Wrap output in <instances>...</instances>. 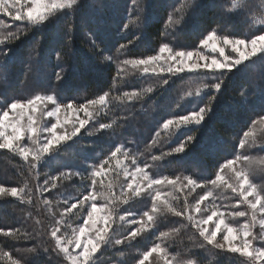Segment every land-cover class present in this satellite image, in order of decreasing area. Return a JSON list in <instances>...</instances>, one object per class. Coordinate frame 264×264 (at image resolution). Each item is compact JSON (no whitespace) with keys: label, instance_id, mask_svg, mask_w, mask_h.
I'll return each instance as SVG.
<instances>
[{"label":"trees","instance_id":"obj_1","mask_svg":"<svg viewBox=\"0 0 264 264\" xmlns=\"http://www.w3.org/2000/svg\"><path fill=\"white\" fill-rule=\"evenodd\" d=\"M241 1L243 4L240 5L251 11L245 10L243 15L234 16L231 21L221 25L218 6L221 0H204L205 6L187 23V13L180 11L185 0H142L145 10L139 14L132 11L131 0H109L114 6L105 9L100 35H97V25L84 22L91 12L82 4L76 12V26L69 34L66 35L64 29L66 23L71 24V15L61 17L59 34L55 38L51 26L34 27L20 39L5 41V44L0 45V50L11 49L9 55L13 56L6 66L0 67V109L13 99L26 100L34 95H55L65 105L69 102L79 105L87 99H96L104 92H109L106 110L89 121L85 126L87 131L81 129L83 136L76 144L68 141L48 164L32 169L28 164L25 165L20 155L0 149V184L20 188L27 183L33 193L31 203L10 196L0 197V229L20 230L17 236L0 234V251L8 252L21 264L25 261L27 264H68L61 253L52 250L55 245L48 233L51 232L52 222L60 217L55 208L57 204L54 203H65L66 199L71 203L83 198V195L92 191V180L81 181L79 177L73 176L71 179H59L57 188H48L43 192L38 189L41 185L43 188L44 181L50 177L59 178L60 172L83 171L87 168L88 172L84 174L88 175L93 166L101 169L103 165L102 175L106 180L97 176L95 190L106 191L107 186L112 184L113 193L118 196L120 186L125 185L123 172L126 167H117L110 159L117 147H122V152L117 155L128 158L130 166L144 168L145 164L150 165L145 170L153 179L167 176L170 180L177 177L182 180L184 176H191L198 185H205L215 179L221 166L228 160L235 161L237 155L247 154L253 158L264 156V151L260 150L264 145V125L260 126L259 122L260 117L264 116V111H261L264 105L259 99L260 89L264 87V60L258 58L259 54L252 58L253 62H245L241 69H234L230 74V79L215 102L213 118L201 132L195 126H189L181 132H177L174 127L166 131L163 123L176 116L186 115L193 108L198 110L204 106L214 93L205 91L197 97L196 88L208 81L198 79L187 71L172 75L159 70L153 73L150 68L149 73L144 74L143 66L132 68L122 63L126 59L157 55L162 43H167L173 51H199L202 49L200 40L208 30H217L221 36L232 33V39H250L251 33L261 34L256 32L261 27V16L257 13H264V0ZM84 2L96 3L97 0ZM222 3L224 11L232 9L233 0H222ZM169 15H172L174 23L166 27ZM0 20L9 25L21 24L1 13ZM124 24L129 27L125 29ZM122 44L126 45L124 49L120 48ZM105 56L112 59L106 61ZM61 70L63 79L57 81L56 73ZM164 80L168 83L164 84ZM148 87H152V92L143 91ZM125 92H142L143 95L139 100L129 101L123 96ZM245 92L252 105L245 106L242 111H233V101H241ZM189 93L192 95L189 96ZM253 120L257 121L255 125ZM99 123L112 127L101 134L94 131L99 128ZM250 129L254 133L255 143L251 147L241 148L239 141L243 133ZM88 132H92V135L89 136ZM194 133L198 139L189 154L163 156V153L178 146L187 135ZM204 137H210L211 140L204 142ZM84 145L89 148L86 160L81 151ZM123 152H130L131 156H125ZM153 156H162V159L153 162ZM250 179L257 186H264V170L258 168L250 175ZM207 190L213 193L208 198L211 205H217L220 211L231 210L228 192L232 191L226 187H214L210 183L194 190L184 189L185 194L191 192L192 197L189 199L182 196V190L173 189L166 183L161 184L159 203L164 205L170 202L175 210L184 209L186 203L191 208L192 201L205 195ZM46 200H50L53 205L46 206ZM96 203L103 205L107 202L97 198ZM145 211L153 214L152 200L148 195L132 199L127 204L120 203L117 208V214H132L133 218L139 219ZM153 215L154 222L144 226L145 231L132 242L131 247H104L96 254V264H135L144 251L157 243L174 264H182L189 259L196 260L197 264H245V258L239 254L211 246H207V250L195 247L199 234L191 226L186 212L183 216H176L174 211L164 208ZM77 216L70 217L71 223L78 219ZM227 222L241 224L240 217H227ZM112 228L116 229L113 236L121 238V233H124L121 227ZM34 232L41 233V239L23 238L24 234ZM161 232L169 235L162 238ZM37 244L42 245L39 252L24 251ZM44 247L49 251L44 252ZM0 264H9V261L0 258Z\"/></svg>","mask_w":264,"mask_h":264},{"label":"snow or ice","instance_id":"obj_2","mask_svg":"<svg viewBox=\"0 0 264 264\" xmlns=\"http://www.w3.org/2000/svg\"><path fill=\"white\" fill-rule=\"evenodd\" d=\"M82 4L91 12L90 17L84 22L97 25V35H100L99 30L104 23L105 9L114 6L109 0H97L96 3H86L84 0H0V13L11 17L12 21L21 22L20 25H16L15 23L9 25L0 20V45L5 44V41L20 39L21 36L26 35L34 27L51 26L53 37L55 38L59 34V21L61 17L71 15V24H65L64 30L67 35L76 26V12L81 8ZM131 5H133L132 11L137 14L145 10L142 0H131ZM204 6V0H185V4L180 9L181 12L187 13L185 22L193 20ZM212 6L216 7L217 5L213 4ZM218 6L220 8L219 23L221 25L231 21L234 16L243 15L245 10L251 11L250 8L246 9V6L240 5L237 0H233L232 9L228 11L223 10L222 0ZM257 15L261 16V20L259 21L261 27L256 29V32L261 34L251 33V39H232L230 38L232 33L221 36L218 35L217 30L207 31L204 38L200 40V45L204 48L211 47L213 53L219 52L223 58L221 60L213 56L209 62V57L197 52L195 55L199 59L190 62L193 61V51H173L167 43H162L157 55L147 56L143 59H126L122 61L123 65H130L132 68L143 66L144 74H148L150 68L153 73H156L157 68L154 66L159 65V72L161 73L167 72L176 75L187 71L193 73L198 79L208 81L196 88V96L199 97L205 91L213 92L214 94L210 97L209 101L204 106L199 107L198 110L193 108L186 115H179L173 119L164 121L163 128L166 131L174 127L177 132H181L184 129H188L189 126H195L201 132L204 125L213 118L215 102L218 100L226 81L230 79V74L233 73V70L241 69L245 65V62H253L252 58L257 57V54H259V59L264 60V13H257ZM253 22H256L255 18ZM173 23V17L169 15L166 27ZM128 27V24H124L125 29ZM11 28H14L15 31H2ZM129 43H132V41H129ZM125 47L126 45H120L121 49ZM226 47H230L232 52L237 55L235 57L225 55ZM249 47L251 51H247ZM10 51L11 49L7 51L0 50V67L6 66L13 59V56L9 55ZM97 55H100V53H97ZM57 58L59 59V53H57ZM111 59L109 56L104 57L106 61ZM56 78L57 81L63 79L62 70L56 73ZM163 83L167 84L168 81L164 80ZM152 90V87H148L143 91L152 92ZM142 95V92H125L123 94L124 98L129 101L139 100L142 98ZM191 95L189 93V96ZM108 96L109 92H104L98 98L87 99L85 103L79 105H74L72 102L65 105L55 95H34L26 100L13 99L12 102L7 103L6 107L0 109V149H7L20 155L32 169H37L42 164L46 165L56 158V154L68 141H72L73 144L77 143L83 136L81 129H85L90 120L106 110L108 104L106 97ZM114 99H121V97H114ZM259 99L261 105H264V87L260 89ZM252 103L251 100L247 99V93L245 92L244 98L241 101H233V111H242L245 106H251ZM49 104L54 106L50 111L47 110ZM70 110L76 113L82 111L86 118L79 119L77 117L71 122L67 118L62 120L60 113L63 111L65 117H67ZM261 111H264V107H262ZM37 114L39 115L37 116ZM45 117L55 118L56 122L51 123V126L48 127L47 124L42 122ZM260 122L264 123V116L260 117ZM69 123L71 125L70 128L67 127ZM252 123L255 125L257 121L253 120ZM111 127L112 125L110 124L99 123V128L94 129V131L103 134V130ZM88 135L91 136L92 132H88ZM25 137L29 141L28 145L21 143ZM249 138H251V143H249ZM197 139L198 135L195 133L187 135L178 146L172 148L170 152L163 153V156L187 155L191 152ZM210 140V137H204V142ZM254 143L255 136L251 129L245 131L243 138L239 141L241 148L251 147ZM260 150L264 151V145L261 146ZM81 151L85 154L86 160L88 158L87 153L89 152L88 146L84 145ZM121 152L122 147H117L111 153L110 159L116 157L117 153ZM123 155L131 156V153L123 152ZM29 156H31V159H29ZM161 159L162 156L152 157L153 162ZM236 162H239V167L236 166ZM104 163H107V161ZM133 163H135L134 158ZM226 165L232 170V177L225 179L221 173L217 172L215 179L207 183L218 188L226 187L238 197L236 204L231 205L233 209L237 210L227 212L220 211L219 207L215 204L211 208L201 207V202L213 195L211 191L201 196L197 200L196 205L191 208L188 207L187 203L182 210L173 209L170 202L161 205L159 202L162 193L158 187L161 184L166 183L173 189L188 187L189 190H194L196 187H206L207 183L205 185H198L197 180L191 176H184L182 180L180 177L170 180L167 176L162 179H153L145 170L150 167L148 164H145L144 168L137 167L134 172L130 173L133 182H126V186L121 185L118 196L113 193L112 184L107 186L106 191L97 192L95 190V178L97 176L103 178V165L101 169L93 166L92 171L88 175L84 174L88 172L87 168H84L83 171L60 172L59 178L50 177L45 180L44 187L38 189V191H47L48 185H51V188H57L59 179H71L73 176L79 177L81 181L91 179L92 191L87 195H83V198H77L75 203H69L67 199L65 200V207L60 213V219L55 221L56 226L50 232V236L55 242V248L52 250L62 253L68 264H96V254L99 250L104 247H131L132 242L136 241L137 237L145 231L144 226L154 222L153 214L167 208L169 211H174L176 216H183L185 212L188 213L187 218L192 222L191 226L199 234V240L195 247L207 250V246H211L214 249L239 254V256L245 258V264H264V186H257L250 179V175L257 168L264 170V156L253 158L247 154H240L235 157V161L228 160ZM221 167H224V165ZM125 172L127 174L128 170L125 169ZM32 195V190L28 187L27 183L20 188L5 187L0 184V197L10 196L19 198L22 202L26 200L28 203H31ZM144 195L150 196L152 200L153 214L145 211L140 221L134 219L130 221L132 224L140 223L141 227L128 231L126 234L121 233V238H115L112 233L116 229L112 228V224L114 223V217L119 204H127L130 200ZM97 198L104 199L107 203L98 206L96 203ZM167 200L168 198L165 197V201ZM50 204V200L45 201L46 206ZM85 206H87V215L83 217V224L78 226V228H73L71 236L64 234L62 226L68 223L66 217L76 216ZM240 206H246V210H238ZM193 211L201 214V218L198 221L194 219L192 215ZM206 211H210L211 214L204 216L203 213ZM145 217L146 219H144ZM227 217H232L233 219L243 217L245 218V222L239 226H235L233 223L227 222ZM120 220L124 221L125 217L120 216ZM210 223L214 227H209ZM257 226L258 232L254 231ZM19 231V229L15 231L0 229V234L4 236H17ZM218 234L222 235L223 242L217 239ZM168 235L169 233L167 232L160 233V237L162 238ZM41 237L42 234L39 232L26 233L23 236L24 239L38 240ZM41 247L42 245L37 244L35 247L24 249V251L37 253ZM43 251L48 252L49 249L44 247ZM164 251V248L157 243L147 251H144L142 256L135 261V264H145L153 253L159 255ZM0 258H7L9 264H21L20 260L14 259L8 252L0 251ZM24 264H27V261ZM165 264H169V262L165 261ZM182 264H197V261L189 259L182 262Z\"/></svg>","mask_w":264,"mask_h":264},{"label":"rangeland","instance_id":"obj_3","mask_svg":"<svg viewBox=\"0 0 264 264\" xmlns=\"http://www.w3.org/2000/svg\"><path fill=\"white\" fill-rule=\"evenodd\" d=\"M262 1H263V0H262ZM237 2H238L239 4H243V1H241V0H237ZM1 14H3V13H1ZM10 18H11V17H10ZM11 20H12V19H11ZM251 38H252V37H251ZM251 38H250V39H251ZM247 51H251V48L249 47V48L247 49ZM193 52H194L193 61H190V62H194V61H197V60L199 59V57L195 55V53H197V52H200V53H202L203 55H205L206 57H209V62H210V59H211L213 56H215L218 60L223 59V58L220 56L219 52H215V53H213V52L211 51V47H209V48H204V47L202 46V49H201V50H199V51H193ZM225 55H230V56H232V57H235L237 54L234 53V52H232V50H231L230 47H226V48H225ZM154 67H156L157 70H159V65H155ZM53 107H54L53 105L49 104V105L47 106V110L50 111ZM82 113H83L82 111L79 112V113H76V112L70 110V111L68 112V114H67V117H65V114H64L63 111H62V112L60 113V118H61L62 120L65 119V118H67L70 122H71L73 119L77 118V117H78L79 119H85L86 117H85L84 113H83V114H82ZM38 115H39V114H37V116H38ZM10 118H11V112H10ZM42 122L45 123V124H47L48 127H50V126H51V123H55L56 121H55V118L45 117V118H43ZM259 122H260V121H259ZM262 125H264V123H261V122H260V126H262ZM70 126H71V125H70V123H69V125H68L67 127L70 128ZM257 127H258V126H257ZM42 138H43V137H42ZM21 143H24L25 145H28V144H29V141H28L27 138L25 137V139L22 140ZM22 159H23V158H22ZM29 159H31V156L29 157ZM112 162H114L115 164H117V167H121V168H122V167L125 166L126 169L128 170L127 174H126L125 171L123 172V175H124V177H125V186H126V182H133L130 173H131V172H134L135 169H136V167H132V166H130V164L128 163V158H126V157H124V156L117 155L116 157L112 158ZM24 163H25V165L28 164L27 161H25V160H24ZM108 164H109V163H107V165H108ZM124 164H125V165H124ZM236 166L239 167V162H236ZM257 169H258V168H257ZM257 169H256V170H257ZM256 170H255V171H256ZM218 172L221 173V175H222L225 179H228V178L232 177V175H233L232 170H231L226 164H225L224 167H222V169L219 170ZM102 176H103L102 179L106 180V178H104V175H102ZM255 184H256V183H255ZM256 185H257V184H256ZM40 187L42 188V185H41ZM40 187H39V189H41ZM158 187H159V190H160V186H158ZM48 188H51V185H48ZM186 188H188V187H184L183 189H181L182 191H181L179 188H178V190L182 192V196H183L184 198L189 199V198L192 197V195L190 194V193H191L190 191H187L186 194L184 193V189H186ZM195 189H198V187H196ZM207 192H209V191L207 190L206 193H207ZM183 193H184V194H183ZM184 195H185V196H184ZM201 196H204V195H201ZM201 196H200V197H201ZM228 196H229V198H230V201H229V205H230V208H231L230 211L237 210V209H233V208L231 207V205L236 204V201H237L238 197H237L234 193H232V192H228ZM200 197H199V198H200ZM209 197H210V196H209ZM209 197H208V198H209ZM208 198H207L205 201H202V202H201V207L211 208L212 205L209 203ZM198 200H199V199H198ZM160 201H161V200H160ZM192 202H193V204H192L191 207H194V206L196 205L197 200H196V201L193 200ZM71 203H75V201H73V202H71ZM54 204H57V206H55V208H56V211H58V215H60V213L63 211V208L65 207V203L59 202V203H54ZM50 205H53V204H50ZM97 205L100 206V205H102V204H97ZM103 205H105V204H103ZM238 210H246V206H240ZM74 211H76V210H74ZM186 213H187V212H186ZM210 214H211L210 211H206L205 213H203L204 216H206V215H210ZM86 215H87V206H86L85 209L81 210V211L78 213V216H77L78 219L76 218V220H74V221H75L74 223H71L72 218H70V217H66V219L68 220V223H67V225H63V226H62V232H63L64 234L68 235V236H71V234H72V229H73V228H78V226L82 225V224H83V217H85ZM187 215H188V213H187ZM192 215H193L194 219L197 220V221L201 218V214L195 213L194 211H193ZM120 216H124V217H125V220H124V221H121V220H120ZM79 218H80V219H79ZM229 218H232V217H229ZM236 218H237V217H236ZM236 218H235V219H236ZM58 219H60V217H59ZM58 219H56V220H58ZM133 219L136 220V221H140V220H141V219H139V218H133L132 214L119 215V214H117V212H116V215H115V217H114V223L112 224V227H121L122 231H124V233L126 234L128 231H131V230H133V229H135V228L141 227V224H140V223H137V224H132V223H130V221L133 220ZM144 219H146V217H145ZM214 219H215V218H214ZM232 219H233V218H232ZM56 220H54V221L52 222L51 230H52V228H53L54 226H56V225H55V221H56ZM244 222H245V218L240 217V223L243 224ZM145 226H148V225H145ZM235 226H239V225H235ZM209 227H214V225H212V224L210 223V224H209ZM258 230H259V229H258V226H257V228L254 229V231H257V232H258ZM110 231H111V230H110ZM48 233H49V235H50V232H48ZM49 237H50V239H51V242H53L54 245H55V242L52 240L51 236H49ZM217 239H218L220 242H223V241H222V235H221V234H218ZM257 243H258V242H257ZM152 247H153V246H152ZM161 247H162V246H161ZM77 251H78V250H77ZM57 252H58V251H57ZM58 253H59V252H58ZM61 254H62V253H61ZM62 255H63V254H62ZM165 261H168L169 264H174L173 262H171L172 260L166 256V253H165V251H164L163 253H160L159 255H158L157 253H153V254L148 258V260L145 262V264H165ZM107 264H117V263L107 262Z\"/></svg>","mask_w":264,"mask_h":264}]
</instances>
